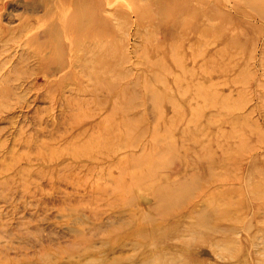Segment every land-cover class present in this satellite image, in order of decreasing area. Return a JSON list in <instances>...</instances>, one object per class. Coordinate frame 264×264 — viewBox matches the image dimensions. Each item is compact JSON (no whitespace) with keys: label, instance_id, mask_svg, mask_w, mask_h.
I'll return each instance as SVG.
<instances>
[{"label":"rangeland","instance_id":"obj_1","mask_svg":"<svg viewBox=\"0 0 264 264\" xmlns=\"http://www.w3.org/2000/svg\"><path fill=\"white\" fill-rule=\"evenodd\" d=\"M29 1L17 0L1 23H34L45 10L26 11ZM91 9L108 38L93 51L95 90L80 95L69 85L55 96L47 50L0 48V264H264V0H92ZM104 100L111 113L99 110ZM73 121L79 127L69 128ZM158 187L162 199L178 198L164 219ZM190 211L207 217L191 234ZM166 228L179 235L159 240Z\"/></svg>","mask_w":264,"mask_h":264},{"label":"bare ground","instance_id":"obj_2","mask_svg":"<svg viewBox=\"0 0 264 264\" xmlns=\"http://www.w3.org/2000/svg\"><path fill=\"white\" fill-rule=\"evenodd\" d=\"M15 1V2H14ZM16 1L17 0H5V1H3L2 3H0V48L1 47H4L5 45V48L6 49H9V48H12L13 46H15L16 44H22L23 42H25V44H27L28 46H32L33 47V50H34V52L35 53H37V54H40V51L43 49H45V50H47V52H49V54L51 53V55H49L48 54V56H46L45 57V59L44 60H46V64L47 65H49V69L48 70H44V72H45V74H44V76L47 78L48 77V75H59V78L57 79V83H56V86H55V88L53 89V90H55V96L57 95V94H59L61 91H63V89H65L67 86H69V85H71V88L69 89L71 92H74V93H76V94H78V90L80 91V90H82V94H83V91H89L90 89L91 90H93L94 88H91V87H93V86H91V83H92V77H93V75H95V73L93 72V68H95V67H93L92 66V62H93V59H92V55H93V51L95 50V47H97V45H101V48H103V47H105L106 46V43H108V38L107 37H105L104 36V34H105V26H103V28H102V30H101V28H100V30L99 31H97L96 30V28H95V26H94V16L92 15V9H91V7H92V0H88V2L86 1V0H30L29 2H27L26 3V7H25V10L27 11V10H34V9H37L38 7H44V10H45V12H44V14L42 15V16H40V17H37V18H35L34 20H35V22L33 23V22H31V21H24V22H22L17 28V30H13V29H11V28H9L6 24H2L1 23V21H2V19H5L6 20V22H11V17H12V15L14 14L13 13V7H14V5H15V3H16ZM107 1V0H106ZM87 3V4H86ZM215 3V2H214ZM106 4H108L107 2H106ZM107 6H109V5H107ZM208 6V5H207ZM240 9V8H239ZM106 10V7L104 8V11ZM212 10V9H211ZM254 10V9H253ZM246 11V10H245ZM103 12V11H102ZM133 12V11H132ZM104 13V12H103ZM106 13V12H105ZM219 18V17H218ZM182 19H185L184 18V16H183V18ZM182 19H180V20H182ZM207 19V18H206ZM217 19V18H216ZM215 19V20H216ZM214 20V19H213ZM207 21V20H206ZM90 29V30H89ZM188 29V28H187ZM172 31V30H171ZM201 31H202V29H201ZM214 31V30H213ZM203 32V31H202ZM180 33V32H179ZM198 33H200V35H201V32L199 31ZM197 33V34H198ZM190 34V33H189ZM203 34V33H202ZM206 33H204V35H205ZM199 35V34H198ZM208 35V34H207ZM206 35V36H207ZM38 36H41V37H44V36H47V39H45V40H42V41H38ZM100 36V37H99ZM103 36V37H102ZM202 36V35H201ZM204 37V39H205V36H203ZM207 38V37H206ZM203 39V40H204ZM215 39V38H214ZM200 40V39H199ZM206 40V39H205ZM202 41V40H201ZM201 41H200V43H201ZM207 41V40H206ZM205 41V42H206ZM212 41V40H211ZM190 42V41H189ZM199 42V41H198ZM203 42V41H202ZM209 42V41H208ZM207 42V43H208ZM13 43V44H12ZM188 43V42H187ZM207 43H204L203 42V44L204 45H206ZM215 42H213L212 44H214ZM189 44V43H188ZM198 44V43H197ZM202 44V45H203ZM209 44V43H208ZM109 45V44H108ZM193 45V44H192ZM209 45H211V43L209 44ZM208 45V46H209ZM207 46V45H206ZM206 46H202V48L204 49L205 48V50H206ZM18 47V46H17ZM173 47V46H172ZM199 47V46H198ZM224 47H225V45H224ZM4 48V49H5ZM144 48H146V47H144ZM197 48V47H196ZM202 48H199V49H202ZM4 49H3V51H4ZM107 49V48H106ZM223 49V48H222ZM40 50V51H39ZM98 50V49H97ZM196 50V49H195ZM2 51V50H1ZM173 51H174V49H173ZM172 51V52H173ZM197 51H198V49H197ZM194 52V50H193V52L194 53H199V55H200V52L199 51H201V50H199L198 52ZM204 51V50H203ZM203 51H201V53H203ZM224 51V50H223ZM31 52V51H30ZM98 52V51H97ZM216 52V51H215ZM219 52V51H218ZM218 52H216L217 54H218ZM96 53V52H95ZM95 53H94V55H95ZM103 53V52H102ZM106 53V52H105ZM145 53V52H144ZM191 53V52H190ZM12 54V53H11ZM28 54V53H27ZM32 54H34V53H32ZM98 54V53H97ZM161 54V53H160ZM172 54V53H171ZM179 54V53H178ZM193 54V53H192ZM222 54L223 53H221V56H222ZM13 55V54H12ZM102 55V58H104V59H106V55H103V54H101ZM146 55H147V53H146ZM198 55V54H197ZM215 55V54H214ZM219 55V54H218ZM9 56V55H8ZM162 56V55H161ZM174 56V55H173ZM182 56V55H181ZM212 56H213V53H212ZM211 56V57H212ZM7 57V56H6ZM35 57V56H34ZM33 56H32V58H34ZM157 57V56H156ZM175 57V56H174ZM177 57H179L180 58V56H177ZM188 57V56H187ZM198 57V56H197ZM208 57V56H207ZM11 58V57H10ZM99 58V57H98ZM162 58V57H161ZM179 58H177V59H179ZM183 57H181L180 58V60L182 59ZM195 58V57H194ZM206 58V56L204 57V59ZM31 59V58H30ZM176 58H174V60H175ZM193 59V58H192ZM195 59H197V58H195ZM204 59H201V60H204ZM208 59V58H207ZM209 59H211L210 58V56H209ZM98 60V59H97ZM97 60H95L96 61V63H98L97 62ZM103 60V59H102ZM107 60V59H106ZM148 60V59H147ZM154 60V59H153ZM206 60V59H205ZM213 60V59H212ZM231 60V59H230ZM85 61V62H84ZM105 61V60H104ZM148 61H150V60H148ZM166 61V60H165ZM182 61V60H181ZM184 61V60H183ZM183 61H182V63H183ZM192 61H194V60H192ZM209 60H207V62H208ZM2 62V61H1ZM36 62V61H35ZM175 62V61H174ZM177 62H180V61H178V60H176V62L175 63H177ZM220 62V61H219ZM232 62V61H231ZM230 62V64H233V62L231 63ZM32 63V62H31ZM94 64H95V62H93ZM102 63V62H101ZM107 63H109V62H107ZM144 63H145V61H144ZM181 63V62H180ZM205 63V62H204ZM226 62H224V64H225ZM1 64V63H0ZM5 64V63H4ZM104 64V63H103ZM159 64V63H158ZM166 64V63H165ZM178 64V63H177ZM184 64V63H183ZM206 64V63H205ZM208 64V63H207ZM25 65V64H24ZM100 65H102V64H99V66ZM156 65V64H155ZM202 65V64H201ZM30 66V65H29ZM34 66V65H33ZM95 66V65H94ZM149 66V65H148ZM148 66H147V68H148ZM170 66V65H169ZM190 66V65H189ZM189 66H187V67H189ZM16 67H17V65H16ZM43 67V66H42ZM93 67V68H92ZM107 67V66H106ZM155 67H157V66H155ZM161 67H162V65H161ZM192 67V66H191ZM191 67H190V69H191ZM103 68V67H102ZM166 68V67H165ZM210 68V67H209ZM213 68H214V66H213ZM212 68V69H213ZM30 69V68H29ZM104 69H105V67H104ZM180 69H182V68H180ZM212 69H211V71H212ZM215 69V68H214ZM213 69V70H214ZM8 69H6V71H7ZM11 70V69H10ZM95 70V69H94ZM162 70V69H161ZM166 70V69H165ZM170 70V69H169ZM168 70V71H169ZM188 70V69H187ZM193 70V69H192ZM206 70H207V68H206ZM41 71V69L39 70V72ZM150 71V70H149ZM153 71V70H152ZM151 71V72H152ZM158 71V70H157ZM156 71V73H159V72H157ZM184 71V70H183ZM183 71H182V73H183ZM189 71V70H188ZM5 72V71H4ZM12 72V71H11ZM190 72V71H189ZM194 72H195V70H194ZM194 72H192V73H194ZM206 73H210V71L208 70V72L207 71H205ZM7 73V72H6ZM15 73V72H14ZM86 74V78H88L87 80H89V84L87 83V84H83V82L85 81V79H81V81H79V79L81 78V77H83V75H79V74ZM152 73H154V72H152ZM167 73V72H166ZM174 73H177L178 74V72H174ZM191 73V72H190ZM103 74H106V71H104V73ZM176 74V75H177ZM184 74V73H183ZM2 75V74H1ZM18 75V74H17ZM124 75V74H123ZM154 75H155V73H154ZM170 75V74H169ZM193 75V74H192ZM237 75V74H236ZM6 76V75H5ZM16 76V75H15ZM105 76V75H104ZM157 76V75H156ZM158 76H160V75H158ZM163 76V75H162ZM178 76V75H177ZM190 76V75H189ZM148 77V76H147ZM155 77V76H154ZM154 77H153V79H154ZM225 77V76H224ZM149 78V77H148ZM160 78V77H159ZM166 78V77H165ZM164 78V79H165ZM173 78H174V76H173ZM179 78V77H178ZM178 78H176V79H178ZM222 78V77H221ZM41 79V78H40ZM157 79V78H156ZM163 79V80H164ZM185 79V78H184ZM198 79V78H197ZM216 79H218V78H216ZM235 79V78H234ZM15 80V79H14ZM18 80V79H17ZM49 80V79H48ZM94 80V79H93ZM149 80V79H148ZM178 80H180V79H178ZM212 80V79H211ZM8 81V80H7ZM136 81V80H135ZM158 81V80H157ZM177 81V80H176ZM226 81V80H225ZM161 82V81H160ZM175 82V81H174ZM197 82V81H196ZM223 82V81H222ZM227 82V81H226ZM226 82H223V84H225L226 85ZM31 83H32V81H31ZM150 83V82H149ZM166 83H167V81H166ZM210 83H211V81H210ZM128 84V83H127ZM152 84H153V82H152ZM165 83H163V85H164ZM174 84H177V83H174ZM206 84V83H205ZM222 84V85H223ZM11 85V84H10ZM94 86H95V84H93ZM107 85V84H106ZM118 85V84H117ZM124 85H125V83H124ZM135 85V84H134ZM166 85V84H165ZM187 85H188V83H187ZM197 85V84H196ZM195 85V86H196ZM200 85V84H199ZM219 85V84H218ZM27 86V85H26ZM177 86V85H176ZM152 87V86H151ZM150 87V88H151ZM169 87V86H168ZM205 87H207V86H205ZM208 87H210V85L208 86ZM63 88V89H62ZM96 88V87H95ZM105 88V87H104ZM109 88V87H108ZM121 88V87H120ZM148 88V87H147ZM166 88V87H165ZM197 89H198V87H196ZM201 88H202V86H201ZM231 88V87H230ZM146 89V88H145ZM156 89V88H155ZM196 89V90H197ZM45 90V89H44ZM43 90V91H44ZM66 90V89H65ZM68 90V89H67ZM95 90V89H94ZM135 90V89H134ZM150 90V89H149ZM148 90V91H149ZM153 90V89H152ZM195 90V89H194ZM195 90V91H196ZM215 90V89H214ZM240 90V89H239ZM46 91V90H45ZM105 91V89L103 90V92ZM194 91V92H195ZM198 91V90H197ZM68 92V91H67ZM102 92V93H103ZM206 92V91H205ZM214 92V91H213ZM80 93V95H81V91L79 92ZM131 93V92H130ZM135 93V92H134ZM199 93H201V91L199 92ZM230 93H231V91H230ZM52 94V93H51ZM50 94V95H51ZM64 93H62V95H63ZM65 94H67V93H65ZM91 94V93H90ZM100 94V93H99ZM121 94H122V92H121ZM123 94H124V92H123ZM122 94V95H123ZM149 94H151L150 93V91H149ZM196 94V93H195ZM217 94H219V93H217ZM39 95V94H38ZM79 95V96H80ZM86 95V94H85ZM108 95V94H107ZM132 95V94H131ZM153 95V94H152ZM156 95V94H155ZM196 95H198V94H196ZM205 95V94H204ZM203 95V96H204ZM214 95V94H213ZM226 95V94H225ZM239 95V94H238ZM60 96V95H59ZM72 96H73V94H72ZM71 96V97H72ZM74 96L76 97L77 95H75L74 94ZM87 96V95H86ZM85 96V97H86ZM97 96V95H96ZM135 96V95H134ZM161 96V95H160ZM199 96V95H198ZM200 96H202L201 94H200ZM41 97V96H40ZM64 97V96H63ZM81 97H83V96H80V98ZM92 97V96H91ZM117 97V96H116ZM115 97V98H116ZM169 97V96H168ZM214 97V96H213ZM239 97V96H238ZM65 98V97H64ZM73 98V97H72ZM78 98V97H77ZM76 98V99H77ZM80 98H78L79 99V101H77L76 99V103L78 102V104H80V103H82L83 101H80ZM167 98V97H166ZM171 98V97H170ZM211 98V97H210ZM224 98V97H223ZM103 99V98H102ZM108 99H109V97H108ZM130 98H128L127 100H129ZM156 99V98H155ZM216 99V98H215ZM214 99V100H215ZM219 99H222V97L221 98H219ZM241 99V98H240ZM61 100V99H60ZM65 100V99H64ZM154 100V99H153ZM168 100V99H167ZM171 100V99H170ZM209 100V99H208ZM21 101V100H20ZM50 101L52 102L53 100L52 99H50ZM87 101H88V99H87ZM105 101V100H104ZM216 101V100H215ZM222 101V100H221ZM225 101V100H224ZM238 101V100H237ZM28 102V101H27ZM59 103H60V101H58ZM66 102V101H65ZM75 102V101H74ZM85 102V101H84ZM83 102V104H85ZM92 102H93V100H92ZM96 102H97V100H96ZM125 102V101H124ZM129 102V101H128ZM159 102V101H158ZM157 102V103H158ZM168 102V101H167ZM172 102V101H171ZM209 102V101H208ZM223 102V101H222ZM239 102V101H238ZM240 102H243V101H240ZM55 103V102H54ZM58 103V104H59ZM72 103H73V101H72ZM98 103H99V101H98ZM135 103V102H134ZM155 103H156V101H155ZM173 103V102H172ZM211 104H212V102H210ZM217 103V102H216ZM224 103H226V101L224 102ZM27 104V103H26ZM83 104H80L81 106L83 105ZM96 104V103H95ZM122 104V103H121ZM124 104V103H123ZM128 104V103H127ZM132 104V103H131ZM159 104V103H158ZM208 104V103H207ZM219 104H222V103H219ZM62 105V104H61ZM66 105V104H65ZM74 105H76V104H74ZM100 105V104H99ZM134 105V104H133ZM136 105V104H135ZM140 105V104H139ZM153 105H156L157 106V104H153ZM214 105V104H213ZM218 105V104H217ZM239 105V104H238ZM52 106V105H51ZM58 106V105H57ZM70 106V105H69ZM84 106V105H83ZM129 106V105H128ZM136 106H138V105H136ZM207 106V105H206ZM221 106V105H220ZM242 106V105H241ZM63 107V106H62ZM66 107V106H65ZM99 107V106H98ZM110 104H109V102H108V100H106L103 104H101V109H99V110H102V111H105L104 113H106L107 112V109H108V111L111 113L112 111V109H113V107H112V109H110ZM114 107H115V105H114ZM134 107V106H133ZM219 107V106H218ZM225 107V106H224ZM227 107V106H226ZM76 108V106L74 107V109ZM77 108H80V106L78 107V105H77ZM123 108V107H122ZM122 108H120V109H122ZM130 108V107H129ZM220 108V107H219ZM223 108V107H222ZM242 108V107H241ZM61 109V108H60ZM73 109V108H72ZM82 109V108H81ZM221 109V108H220ZM46 110V109H45ZM69 110V109H68ZM79 110V109H78ZM116 110V109H115ZM114 110V111H115ZM44 111V110H43ZM51 111V110H50ZM60 111V110H59ZM63 111V110H62ZM69 111H71V110H69ZM131 111V110H130ZM7 112V111H6ZM45 112V111H44ZM103 113V115H102V117L100 118L99 117V119L101 120V121H104V117L105 116H107L106 114H104ZM196 113V112H195ZM46 114V113H45ZM71 114V113H70ZM85 114V113H84ZM3 115V114H2ZM74 115L75 114H73V117H74ZM83 115V114H82ZM93 115V114H92ZM94 115H96V113L94 114ZM93 115V116H94ZM190 115V114H189ZM11 116V115H10ZM69 116V115H68ZM89 116H90V114H89ZM93 116H92V118H93ZM195 116V115H194ZM2 117V116H1ZM80 117H83V116H80ZM71 118V117H70ZM70 118H69V120H70ZM89 118V117H88ZM107 117H105V119H106ZM193 118V117H192ZM1 119V118H0ZM56 119V118H55ZM73 119V118H72ZM134 119V118H133ZM194 119V118H193ZM231 120H233V119H231ZM1 121V120H0ZM65 121V120H64ZM74 121H75V117H74ZM73 121V122H74ZM234 121V120H233ZM72 122V121H71ZM78 122V121H77ZM77 122H74L73 124H72V127H69V128H73L74 127V129L75 128H77V127H79V125H78V123ZM93 122V121H92ZM96 122H99L98 121V119H96ZM106 122V121H105ZM137 122V121H136ZM193 122H194V120H193ZM216 122V121H215ZM53 123V122H52ZM93 123H95V121L93 122ZM93 123H91L90 125H88V126H84L85 128H80V131L79 132H81L82 133V131H81V129L82 130H87V129H89V128H93ZM138 123V122H137ZM70 124V123H69ZM97 124V123H96ZM233 124V123H232ZM65 125H67V124H65ZM133 125V124H132ZM233 125H235V124H233ZM96 126V125H95ZM125 127V126H124ZM126 127H128V126H126ZM103 128V127H102ZM79 129V128H78ZM94 129V128H93ZM1 130V129H0ZM3 130V129H2ZM1 130V131H2ZM68 130V129H67ZM103 130V129H102ZM206 131V130H205ZM90 132V131H89ZM81 133H78V134H81ZM93 133V132H92ZM101 134V133H100ZM99 134V135H100ZM111 134V133H110ZM221 135V134H220ZM78 136V135H77ZM86 136H88V135H86ZM102 136V135H101ZM100 136V137H101ZM203 136H204V134H203ZM71 137H73V136H71ZM98 138H99V136H97ZM28 138V137H27ZM89 138V137H88ZM97 138V139H98ZM126 138H128V137H126ZM137 138V137H136ZM135 138V139H136ZM220 138V137H219ZM30 139V138H29ZM125 139V138H124ZM27 140V139H26ZM123 140V139H122ZM28 141V140H27ZM67 141V140H66ZM94 141H95V139H94ZM86 142V141H85ZM123 142H124V140H123ZM122 142V143H123ZM76 143V141L74 142V144ZM99 143H101V142H99ZM220 143H222V142H220ZM219 143V144H220ZM2 144V143H1ZM87 144L89 145V147H90V144L87 142ZM87 144H85V145H87ZM125 144V143H124ZM173 145V144H172ZM26 146V145H25ZM120 146H121V144H120ZM201 146V145H200ZM219 146V145H218ZM221 146V145H220ZM219 146V147H220ZM74 147V146H73ZM64 148H65V145H64ZM70 148V147H69ZM87 148H88V146H87ZM92 148V147H91ZM203 148V147H202ZM71 150H72V148H71ZM70 150V151H71ZM82 150V149H81ZM89 150V149H88ZM221 150V149H220ZM24 151V150H23ZM74 151H76V153L74 152ZM74 151H71V153H69L70 155L72 154V152L74 153V155L75 154H77V150H74ZM90 151V150H89ZM223 151V150H222ZM87 152V151H86ZM91 152V151H90ZM224 152H225V150H224ZM59 153V152H58ZM58 153H56L55 155H57ZM61 153L62 152H60V154L59 155H61ZM64 153H67V152H64ZM208 153V152H207ZM87 154V153H86ZM73 155V157H77L78 155H75L74 156ZM89 155V154H88ZM102 155V154H101ZM54 156V155H53ZM61 156H63V155H61ZM81 156V155H80ZM56 157H58V156H56ZM75 157V158H76ZM92 157V156H91ZM94 157V156H93ZM173 157V156H172ZM191 157V156H190ZM79 158V157H78ZM87 158H88V156H87ZM90 158V157H89ZM109 158V157H108ZM51 159H53L52 157H51ZM58 159V158H57ZM50 160V159H49ZM170 160V159H169ZM51 162H52V160H51ZM83 162H86V161H83ZM170 162V161H169ZM87 163H89V162H86V163H84V164H87ZM154 163V162H153ZM156 163V162H155ZM81 161H80V158L79 159H76L75 160V163L73 162V165H76V167H81ZM93 164V163H92ZM102 165H104V164H102ZM71 166V164H69V167ZM85 166V165H84ZM75 167V168H76ZM82 168H83V166H82ZM213 168V167H212ZM217 168V167H216ZM222 168H224V167H222ZM87 169V168H86ZM90 169H92V167L90 168ZM69 170H72V169H70L69 168ZM216 170V169H215ZM21 171V170H20ZM17 172V171H16ZM77 172V171H76ZM147 173V172H146ZM150 173V172H149ZM151 174V173H150ZM213 174V173H212ZM217 174V173H216ZM219 174V173H218ZM212 176H214V175H212ZM133 177V176H132ZM140 177V176H139ZM228 177V176H227ZM131 178V177H130ZM199 178V177H198ZM219 178V177H218ZM138 180V179H137ZM142 180V179H141ZM201 180V179H200ZM203 180V179H202ZM218 180H220V179H218ZM14 185V184H13ZM134 185V184H133ZM164 186H166V187H169V188H175V187H173V186H169L168 184H166V185H164ZM178 186V185H177ZM176 186V187H177ZM15 187V186H14ZM128 187H130V186H128ZM27 187H25L24 189H26ZM15 189H16V187H15ZM14 189V190H15ZM28 189V188H27ZM102 189V188H101ZM108 189V188H107ZM162 189H164V187H158V188H156L155 190H153L152 191V196H153V198H154V200H155V203H158V205H156L155 206V208L156 207H158V209L159 208H162L163 210H165L166 209V216H162L163 218L162 219H164V218H166V217H169L170 215H169V213L171 212V211H173V210H171V208L172 207H174L175 205H176V203L178 202V198L176 199V198H174L173 196H168L166 199H162V197L164 196L163 195V191H162ZM13 190V191H14ZM29 190V189H28ZM27 191V190H26ZM30 191V190H29ZM102 191V190H101ZM126 191V190H125ZM89 192V191H88ZM108 192V191H107ZM110 192H108L107 194H109ZM91 194V192H89V195ZM99 194V193H98ZM97 193H96V195H98ZM104 194H105V192H104ZM103 194V195H104ZM107 194H106V196H107ZM187 194V193H186ZM91 196V195H90ZM97 197H99V196H97ZM96 197V198H97ZM114 197V196H113ZM94 198H95V196H94ZM93 198V199H94ZM101 198V197H100ZM103 196H102V200H103ZM115 198V197H114ZM132 198V197H131ZM99 199V198H98ZM97 199V200H98ZM111 199V198H110ZM113 199V198H112ZM88 200V199H87ZM99 200H101V199H99ZM98 200V201H99ZM182 200V199H181ZM94 201H95V199H94ZM183 202V201H182ZM186 202V201H185ZM105 203V202H104ZM194 203V202H193ZM106 204V203H105ZM105 204H103L104 206H105ZM113 204V203H112ZM115 204H116V202H115ZM107 205V204H106ZM114 205V204H113ZM177 205H178V203H177ZM180 205V204H179ZM123 206L124 207H127V204H123ZM200 207V206H199ZM66 208V207H65ZM128 208V207H127ZM152 208V207H151ZM193 208V207H192ZM80 208H78V210H79ZM86 209V208H85ZM157 209V208H156ZM157 209V210H158ZM173 209V208H172ZM179 209V210H178ZM178 209H177V212L179 213L180 211H181V209H182V206L181 207H178ZM95 210V209H94ZM161 210V209H160ZM86 211V210H85ZM101 211H104V210H101ZM202 211H204V209L202 210ZM87 212V211H86ZM93 212V211H92ZM91 212V213H92ZM158 212H160V211H158ZM177 212L176 213H174L173 215H176L177 214ZM198 212V211H197ZM207 212V211H206ZM205 212V213H206ZM214 212V211H213ZM219 212V211H218ZM80 213V212H79ZM94 213V212H93ZM97 213V212H96ZM98 213H102V212H98ZM212 213V212H211ZM95 214V213H94ZM90 215H92V214H90ZM97 215H99V214H97ZM96 215V216H97ZM189 215L190 216H188V217H191L192 216V219L191 220H189V230L191 231H189L190 232V234L191 233H193L192 231H193V228H195L196 227V225L198 224H201V223H204L207 219V217H205V218H203V214H201V213H194V211H190V213H189ZM206 215V214H205ZM76 216V215H75ZM95 215H94V217H96ZM156 216V215H155ZM172 216V215H171ZM226 217V216H225ZM80 218V217H79ZM186 218H187V216H186ZM233 218V217H232ZM93 219H95V218H93ZM228 219H230L229 218V215H228ZM235 219V218H234ZM71 220V219H70ZM96 220V219H95ZM209 220V219H208ZM236 220V219H235ZM229 221H231V220H229ZM233 221V220H232ZM237 221V220H236ZM241 221V220H240ZM73 223V222H72ZM184 223V222H183ZM186 223V222H185ZM187 223H188V221H187ZM106 224V223H105ZM119 224V223H118ZM99 225H100V223H99ZM214 225V224H213ZM212 226V225H211ZM215 226V225H214ZM214 226H212V227H214ZM228 226V225H227ZM217 227V226H216ZM148 228V227H147ZM85 229V228H84ZM213 229V228H212ZM218 229V228H217ZM219 229H221V228H219ZM232 231H234V227H232ZM238 229V228H237ZM99 230H101V229H99ZM106 230V229H105ZM140 230H143V229H141V228H138V229H136V230H134V231H132L131 233H128V236H131V237H133V236H135V235H137L138 233H137V231H140ZM174 230V229H173ZM173 230H169V229H161L160 230V236H159V240H164L165 239V241H166V239H169V235H171V237H172V234L174 235V236H178L179 234L176 232V233H172L173 232ZM208 230V229H207ZM115 232H118V231H120V229H118V228H116L115 230H114ZM188 231H186V232H188ZM240 231V230H239ZM260 231V230H259ZM262 231V230H261ZM189 232H188V234H189ZM196 233H197V231H195ZM204 232V231H203ZM223 232V231H222ZM228 232H229V230H228ZM93 233V232H92ZM264 233V232H263ZM189 234V235H190ZM206 234V233H205ZM210 234V233H209ZM209 234H207V235H209ZM93 235V234H92ZM206 235V236H207ZM260 235V234H259ZM181 236V235H180ZM184 236V235H183ZM211 236V235H210ZM261 236H263V234L261 235ZM189 237V236H188ZM208 237V239H209V236H207ZM206 238V237H205ZM184 239V238H183ZM211 239V238H210ZM175 240V239H174ZM206 241V240H205ZM203 242H204V240H203ZM209 242V241H208ZM263 242V241H262ZM81 243V242H80ZM205 243V242H204ZM207 243V242H206ZM210 243V242H209ZM214 243V242H213ZM223 243V242H222ZM226 243V242H225ZM151 244H154L153 242H151ZM81 245V244H80ZM101 245V244H100ZM203 245V244H202ZM211 245V244H210ZM225 245V244H224ZM230 245V244H229ZM238 245V244H237ZM217 246H219V244L217 245ZM228 246V245H227ZM239 246V245H238ZM86 247V246H85ZM92 247V246H91ZM152 247V245H147V247H145V250L143 251V252H141V251H139L138 252V258H144V256H148V254H149V249ZM226 247V246H225ZM224 247V248H225ZM84 248V247H83ZM209 248H211V247H209ZM213 248V247H212ZM219 248H220V246H219ZM222 248V247H221ZM227 248V247H226ZM215 249V248H214ZM228 249H230L229 248V246H228ZM237 249V248H236ZM234 250V249H233ZM239 250V249H238ZM85 251H89V249H86ZM212 251V250H211ZM215 251V250H214ZM102 252V251H101ZM122 252V251H121ZM220 252H221V249H220ZM231 252V251H230ZM236 252V251H235ZM214 253V252H213ZM215 253H216V251H215ZM214 253V254H215ZM224 253V252H223ZM219 254V253H218ZM231 254V253H230ZM157 255H158V253H157ZM157 255H155V257H157ZM216 255V254H215ZM220 255V254H219ZM233 255H234V253H233ZM217 256V255H216ZM135 257V256H134ZM220 257V256H219ZM237 257V256H236ZM135 259V258H134ZM220 259V258H219ZM255 259H258V258H255ZM222 260V259H221ZM258 260H260V258L258 259ZM138 261H141V263L142 264H147V262H146V260L145 261H143V260H138ZM137 261V262H138ZM149 264V263H148Z\"/></svg>","mask_w":264,"mask_h":264}]
</instances>
